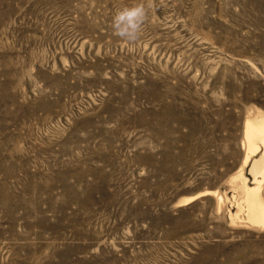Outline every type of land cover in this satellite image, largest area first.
<instances>
[{"label":"rangeland","instance_id":"rangeland-1","mask_svg":"<svg viewBox=\"0 0 264 264\" xmlns=\"http://www.w3.org/2000/svg\"><path fill=\"white\" fill-rule=\"evenodd\" d=\"M258 112L264 0H0V264H264L228 215Z\"/></svg>","mask_w":264,"mask_h":264},{"label":"bare ground","instance_id":"bare-ground-1","mask_svg":"<svg viewBox=\"0 0 264 264\" xmlns=\"http://www.w3.org/2000/svg\"><path fill=\"white\" fill-rule=\"evenodd\" d=\"M243 141L245 155L238 173L231 178L234 194L232 203L236 210L229 212L231 222L244 221L247 225L264 229V196L262 187L264 184V113L244 121ZM247 168L251 176V185L243 174ZM204 192V191H203ZM202 195H213L217 198V207H221L223 196L216 191L205 192ZM188 198V199H187ZM180 203L191 201L195 197H187ZM198 198V197H197ZM196 199V198H195Z\"/></svg>","mask_w":264,"mask_h":264},{"label":"clouds","instance_id":"clouds-1","mask_svg":"<svg viewBox=\"0 0 264 264\" xmlns=\"http://www.w3.org/2000/svg\"><path fill=\"white\" fill-rule=\"evenodd\" d=\"M144 18L145 10L140 4L118 9L112 18V28L115 35L127 41L136 40Z\"/></svg>","mask_w":264,"mask_h":264}]
</instances>
